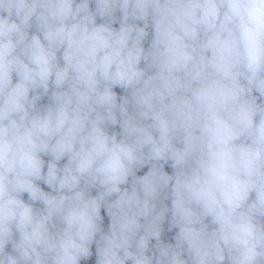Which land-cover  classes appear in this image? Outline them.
I'll return each instance as SVG.
<instances>
[{
  "label": "clouds",
  "instance_id": "1",
  "mask_svg": "<svg viewBox=\"0 0 264 264\" xmlns=\"http://www.w3.org/2000/svg\"><path fill=\"white\" fill-rule=\"evenodd\" d=\"M0 264H264V0H0Z\"/></svg>",
  "mask_w": 264,
  "mask_h": 264
}]
</instances>
